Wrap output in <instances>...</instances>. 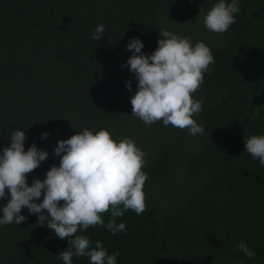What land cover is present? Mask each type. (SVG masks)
I'll return each instance as SVG.
<instances>
[{"label": "trees", "instance_id": "16d2710c", "mask_svg": "<svg viewBox=\"0 0 264 264\" xmlns=\"http://www.w3.org/2000/svg\"><path fill=\"white\" fill-rule=\"evenodd\" d=\"M218 2L0 0V151L19 129L25 151L35 144L48 153L28 175L29 186L59 166L58 141L85 128L132 138L147 153L146 210L116 220L127 232L96 226L77 233L93 247L101 241L109 255L119 251L117 264H264V166L243 142L264 135V0H238L235 23L222 34L203 23ZM99 24L106 32L93 41ZM161 30L212 51L215 62L194 94L204 101L193 117L202 135L131 115L138 81L126 67L133 54L126 45L138 38L142 53L151 55ZM8 199H0V208ZM21 215L26 222L0 226V264H64L58 254L67 241L27 208ZM103 219L107 224L111 214ZM240 242L253 258L237 249ZM72 261L90 264L88 257Z\"/></svg>", "mask_w": 264, "mask_h": 264}, {"label": "clouds", "instance_id": "9594fccd", "mask_svg": "<svg viewBox=\"0 0 264 264\" xmlns=\"http://www.w3.org/2000/svg\"><path fill=\"white\" fill-rule=\"evenodd\" d=\"M239 11L238 0H219L204 16V26L217 34L225 33ZM105 32V26L99 24L91 39L99 41ZM159 35L162 38L151 55L142 53L144 44L138 38L126 45L133 53L126 67L138 81L130 98L131 115L145 125L162 121L166 127L187 129L191 136L202 135L204 128L193 117L203 111L204 101L195 99L194 94L215 62L212 51L202 41L193 46L189 37L167 30ZM126 87L132 91L130 81ZM254 115H259L258 109ZM48 135L44 133L43 138ZM26 139L25 131L14 129L10 146L0 151V199L10 194L0 208V226L26 222L21 211L27 208L30 214L38 215V224L44 226L47 221V228L67 241L68 249L58 254L64 264H73V256L88 257L90 264H117L119 251L109 255L101 241L93 247L88 237L77 233L96 226L113 235L127 232L126 224L116 220L128 210L137 215L146 210L143 188L148 176L143 168L147 153L132 138L115 140L107 129L85 128L58 141L54 155L60 158L59 166H52L46 179H35L29 186L28 175L48 159V153L35 144L25 151ZM243 142L246 152L264 166V135H253ZM42 195V202L37 203ZM106 213L111 214L107 224L103 219ZM237 249L249 259L255 256L244 242L238 243Z\"/></svg>", "mask_w": 264, "mask_h": 264}]
</instances>
